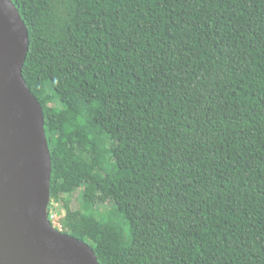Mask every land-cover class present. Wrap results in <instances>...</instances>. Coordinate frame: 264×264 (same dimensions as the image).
Wrapping results in <instances>:
<instances>
[{"label": "trees", "instance_id": "1", "mask_svg": "<svg viewBox=\"0 0 264 264\" xmlns=\"http://www.w3.org/2000/svg\"><path fill=\"white\" fill-rule=\"evenodd\" d=\"M13 1L51 199L122 202L64 233L102 264H264V0Z\"/></svg>", "mask_w": 264, "mask_h": 264}, {"label": "water", "instance_id": "2", "mask_svg": "<svg viewBox=\"0 0 264 264\" xmlns=\"http://www.w3.org/2000/svg\"><path fill=\"white\" fill-rule=\"evenodd\" d=\"M29 44L16 3L0 0V264H102L48 219L53 162L43 106L23 75Z\"/></svg>", "mask_w": 264, "mask_h": 264}, {"label": "rangeland", "instance_id": "3", "mask_svg": "<svg viewBox=\"0 0 264 264\" xmlns=\"http://www.w3.org/2000/svg\"><path fill=\"white\" fill-rule=\"evenodd\" d=\"M118 149L116 144L111 145L110 153L111 157H114L115 151ZM64 191L59 197L50 199V208L53 210V214L60 219L61 227L64 232L65 228V215L67 205L74 211H79L80 217H83L85 211L90 208L93 213H105L114 207L122 208V202H112L107 199L103 194L96 196V202L89 207L87 200L91 195V186L88 184L82 185L81 187H75L68 182H63Z\"/></svg>", "mask_w": 264, "mask_h": 264}, {"label": "built area", "instance_id": "4", "mask_svg": "<svg viewBox=\"0 0 264 264\" xmlns=\"http://www.w3.org/2000/svg\"><path fill=\"white\" fill-rule=\"evenodd\" d=\"M50 204H51V202H49L48 209H47L48 219H49V221L51 222V224L53 225V227H54L55 229H57L58 231L63 232L62 227H61V222H59L60 219H58V217H56V216L52 213L53 210H49V208H50Z\"/></svg>", "mask_w": 264, "mask_h": 264}]
</instances>
